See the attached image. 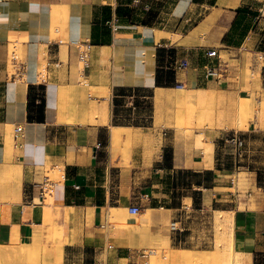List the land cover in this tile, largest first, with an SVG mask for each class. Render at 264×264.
<instances>
[{"label": "crops", "instance_id": "0c3cea01", "mask_svg": "<svg viewBox=\"0 0 264 264\" xmlns=\"http://www.w3.org/2000/svg\"><path fill=\"white\" fill-rule=\"evenodd\" d=\"M257 1L264 0H140V7H134V0H0V176H11L16 184L11 188L16 191L8 197L17 201L10 216L0 218V239L10 244L13 239L20 244L33 241L45 215L41 206L45 201L37 204L35 200L46 184L54 190L55 205L63 211L71 210L78 224L83 212L89 213L96 224L102 208L128 213L132 205L139 203L140 197L132 196V176L138 174L166 171L172 175L173 191L179 187L178 173H191V177L198 173L197 182L191 178L182 186L202 192L199 205L215 206L221 201L218 195L235 188L239 170L255 173L250 149L244 150L239 166H230L232 151L227 154L225 148L229 146L221 140L228 135L223 132L228 124L207 132L208 154L195 148L185 153L184 139L178 133L171 152L166 141L172 134L165 115L170 110L163 101L174 87L157 86L156 80L158 68L173 69L177 84H184L197 96H214L219 110H234L238 98L246 93V68L253 66L250 52L243 50L256 48L264 56V49L258 51L256 44L247 45L250 33L237 46L224 43V38L232 28L238 32L243 10L248 6L253 9ZM105 7L111 8L110 15L104 12ZM118 10L129 13L122 16ZM117 14L118 30H110L108 43L96 44L95 33ZM137 16H148L153 22L135 20ZM60 39L93 42L83 71L74 69L77 50L57 44ZM11 46L20 47L22 52L20 59L14 54L12 63ZM214 49L223 61L228 58L225 64L229 75L221 81L204 76V66L217 61L207 55ZM160 50H164L161 67ZM184 59L189 67L175 69L176 63ZM260 78L261 90L255 95L262 101L264 63ZM89 88L96 93L87 95ZM160 91L165 93L162 101L157 100ZM152 99L155 105L149 115ZM69 107H73L72 114ZM149 118L152 121L147 123ZM17 126L24 127L22 147L14 140ZM113 128L133 132L128 166L112 152ZM250 131L256 133V126ZM148 139L152 146L140 149ZM48 165L63 167L59 179L63 181L49 183V179L41 177V169ZM145 168L151 171H143ZM209 172L210 179L205 180ZM142 188L146 192L140 194L141 200L154 202L158 195L153 189H164L159 183ZM212 191L215 194L208 197ZM231 195L235 198L230 203L236 204L218 211L234 214L235 250L251 255L252 264L264 262V197L259 201L249 198L240 206L239 195ZM185 199L195 202L190 196L183 197L182 202ZM153 220L152 215L150 221ZM144 222V218L138 221ZM75 235L83 247L95 249V264H123L130 249L124 241L107 254L109 237L98 232L89 234L83 226Z\"/></svg>", "mask_w": 264, "mask_h": 264}, {"label": "rangeland", "instance_id": "374dc122", "mask_svg": "<svg viewBox=\"0 0 264 264\" xmlns=\"http://www.w3.org/2000/svg\"><path fill=\"white\" fill-rule=\"evenodd\" d=\"M140 5L141 3H135L134 7H140ZM249 8L250 6L243 10L238 32H235L236 35L233 38L239 42L250 33L251 38L247 45L256 44L255 46L260 47L258 51H261L264 49V1H257L253 9ZM124 9H130V7H124ZM128 13L129 11L126 12V15ZM135 20L151 21L152 19H149L148 16L143 19L137 16ZM54 36L57 35L54 33ZM256 39H258L257 42ZM249 50H243V52H250L249 56L253 59V66L246 68L248 80L245 88L246 93L238 98L234 110H219L218 102L214 96H197L188 88L179 89L176 84L174 88H178L177 91L166 94L167 98L163 103L170 110L165 111L167 116L165 119L172 134V137L169 138L168 136L166 141L171 152L172 147L170 146L172 143L176 146L178 133L184 139L183 149L185 153L195 148L208 154L210 145L206 144V140H209L207 132L221 128L222 124H228L227 128L224 127L226 131L223 132L229 135L237 131L241 134L245 140L244 150L250 149L252 154L250 161L255 167V173L251 174L245 169L239 170L240 174L236 173L235 177V188L225 191L221 196L218 195L221 201L215 206L199 205L202 204V192L182 186L186 180L190 181L191 178H195V176L191 177V173H178V176L177 173H174L175 178L178 177L179 187L173 191H171L170 185L172 175L166 171L158 174L152 172L138 174L132 176V182H134L132 196L140 197L139 203L136 204L142 209L140 214H131L129 211L126 213L122 210L117 212L106 207L99 210L96 224L91 220L89 213H81L80 225L76 222L71 210L63 211L62 208L55 205L54 190L50 184H47L45 185L46 200L41 205L44 206L45 210L44 223L37 227V233H35L31 243L20 244L13 239L10 244L7 240L0 239V264H95L97 262L94 259L96 256L95 249L83 247L81 239L75 235L81 226L89 234L98 232L104 237H109L107 254L110 252V245L115 246L117 243L125 241L131 251L155 250L157 254L152 258V264H231L228 245L231 235L234 234L232 229L234 214L233 212H220L218 209L236 204L230 203L231 199L235 198L234 195L230 196L232 193L239 195L240 206H243L249 198L259 201L264 197V100L259 101L260 98L258 99L255 95V92L261 90L260 69L264 60H259L261 54L257 52L256 48ZM9 54L10 63H12L14 54L18 59L22 58L20 47L11 46ZM241 55L240 52L238 56L241 57ZM225 60L227 61L228 58H224V62ZM75 62V70L83 71L86 68V64L80 61L77 56H75ZM216 83L218 84V82ZM218 85L227 86L225 83ZM86 92L87 95L96 93L92 88ZM180 97H185V100ZM174 99L179 102L180 106ZM154 105L155 101L152 99L149 104V115H152ZM69 111L72 114L73 107H69ZM150 120L152 121V118H149L147 123H150ZM255 126L256 133H251L250 130H253ZM231 128L234 131H230ZM124 134L126 135L125 138L123 137L121 141L117 142V146L112 144L111 149L115 157H120L121 163L128 166L133 145V132ZM143 146L150 148L152 146L151 140L148 139V141L141 143L140 149ZM230 149V147L225 148L227 154L232 151ZM230 160V166L234 167L233 159ZM241 165L243 166V163ZM61 168L63 167L48 165L41 169V177L46 179L48 177L49 183L58 184L59 181H63L59 180L62 177ZM136 170L138 171V169ZM147 170L151 171L149 168H145L143 171ZM11 179L9 175L0 178V204L3 203L2 206L0 205V218L9 217L17 202L12 197H8L9 194H14L16 191L11 188L16 186ZM117 180H120V177ZM156 183L162 184L164 187V189H153L154 195H158L156 197L158 201L141 200L143 198L140 194L146 192L142 187ZM229 184L233 186V184ZM208 194V197H211L215 191ZM251 194L254 195V198L250 196ZM186 196L193 197L194 204L188 199L182 202V198ZM35 202L40 204L39 195H37ZM150 205H157L158 208L149 210ZM177 207L184 208L173 209ZM152 215L155 216V220L150 221ZM141 218L146 219L147 222H144L145 224L138 223ZM101 220L103 221L102 224H100ZM173 220L181 222L183 228L181 233H174L170 230ZM125 225L133 227L126 229ZM69 244L70 247L67 246ZM174 254L179 255L180 258L171 259ZM125 263L126 260L123 261V264ZM255 264H264V262L258 261Z\"/></svg>", "mask_w": 264, "mask_h": 264}, {"label": "built area", "instance_id": "2783aa9c", "mask_svg": "<svg viewBox=\"0 0 264 264\" xmlns=\"http://www.w3.org/2000/svg\"><path fill=\"white\" fill-rule=\"evenodd\" d=\"M135 3H139L140 0H134ZM151 8L149 5L145 6V10L149 11ZM118 17L114 16L110 21L107 22V26L110 28L112 32H115L118 30ZM57 44H63L72 46L77 50V57L80 61H82L84 64H87L89 62L90 52L93 46V42L91 40H85V41H72L67 42L63 39H60L57 41ZM261 56L259 57L260 61H263V54L260 53ZM207 55L210 58H217V61L212 64H207L204 66V76L207 79H215L218 81H221L223 79H226L228 77V67L226 66V62H224L220 55L218 54V51L216 49L209 50L207 52ZM189 67L188 60H182L175 65V69H186ZM178 87L185 88L184 84H178ZM24 138V127L23 126H17L15 128L14 133V140L17 142L18 147H22L21 140ZM223 142L229 146L232 149L233 154V160L235 165L240 164V159L244 156V147H245V140L242 138L241 134L238 132H234L232 134L227 135L224 137ZM47 179H49L47 177ZM50 181V179H49ZM47 185V184H46ZM79 188V187H76ZM46 200V188L45 185L40 190L39 195V201L40 203H43ZM141 207L138 205H132L129 208V212L131 214H140L141 213ZM170 230L174 233H181L183 231V228L181 226V222L178 220H173L171 222ZM113 246L110 245L109 248H112ZM157 254L155 250L152 249H139L135 251H131L129 249L128 255L126 256V263L125 264H152V258Z\"/></svg>", "mask_w": 264, "mask_h": 264}, {"label": "trees", "instance_id": "16d2710c", "mask_svg": "<svg viewBox=\"0 0 264 264\" xmlns=\"http://www.w3.org/2000/svg\"><path fill=\"white\" fill-rule=\"evenodd\" d=\"M104 12H106L107 15H110L111 14V8L110 7H105L104 8ZM117 13L119 14H122L123 15H126V12L123 13L121 10L117 11ZM117 14V15H118ZM118 19H119V15L117 16ZM142 22L144 23H147L149 21H145V20H142ZM105 26L103 28V30H99L95 33L94 35V41L96 44H105V43H108L110 41V29ZM234 28H235V25H234ZM237 31V30H236ZM235 30L233 31V28H232V31H230L226 37L224 38V43L228 44V45H233V46H237L240 41H242L243 39H241L239 42H237L236 40H234L233 37H235ZM173 52V49L171 50ZM163 52L164 50H160L159 51V57H160V67H161V61H162V57H163ZM174 73L175 71L173 69H168V70H164V69H161V68H158V72H157V80H156V84L157 86H163V87H174L175 84L178 85L175 80H174ZM211 172L207 173L206 174V177H205V180H209L210 179V176H211ZM200 174L198 173H194V176H195V180L196 182L198 181L199 179V176Z\"/></svg>", "mask_w": 264, "mask_h": 264}, {"label": "bare ground", "instance_id": "6f19581e", "mask_svg": "<svg viewBox=\"0 0 264 264\" xmlns=\"http://www.w3.org/2000/svg\"><path fill=\"white\" fill-rule=\"evenodd\" d=\"M60 14V13H59ZM62 16V15H60ZM53 33V32H52ZM179 89H184V88H181V87H178ZM178 88H171L172 90L168 93H166L167 95L169 93L172 94V92H176ZM162 90V89H161ZM164 92L163 91H160L159 94H158V97H157V100L158 101H162L164 99ZM174 94V93H173ZM170 97V96H169ZM168 97V98H169ZM183 97V96H182ZM180 97L181 99H184L185 100V97L182 98ZM171 100V99H169ZM175 100V99H174ZM176 101V100H175ZM177 102V101H176ZM178 105H179V102H177ZM176 103V104H177ZM175 104V105H176ZM180 106V105H179ZM58 110V109H57ZM111 141H112V144H116L117 146V142L121 141L123 136H124V133L126 132H130L129 128L125 129V128H113L111 130ZM129 139V138H128ZM126 139V140H128ZM113 210H116V209H113ZM115 219V218H114ZM133 226H129V225H125V228L126 229H130L132 228ZM232 229H234V221H233V224H232ZM229 249H230V255H231V264H252V260H251V255H245V253H239L238 251L235 250V247H234V234L231 235V240H230V243H229ZM227 248V247H226ZM226 250V249H225ZM180 256L179 255H172L171 256V259L173 260H177L179 259Z\"/></svg>", "mask_w": 264, "mask_h": 264}]
</instances>
